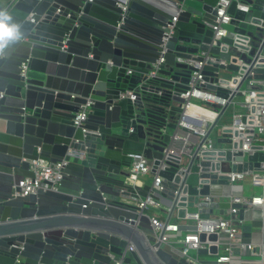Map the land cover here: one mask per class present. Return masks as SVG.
I'll list each match as a JSON object with an SVG mask.
<instances>
[{
	"label": "water",
	"instance_id": "water-1",
	"mask_svg": "<svg viewBox=\"0 0 264 264\" xmlns=\"http://www.w3.org/2000/svg\"><path fill=\"white\" fill-rule=\"evenodd\" d=\"M218 1L13 0L3 10L19 25L21 36L0 49V264H112L109 254L122 256L131 245L125 264H196L181 256L180 247L162 242L163 236L182 233L164 230L158 239L150 215L137 203L153 195L170 209L169 219L175 211L184 218L185 208L193 209L200 196L223 194L226 179L220 185L204 180L201 190L189 184L199 148L185 172L166 156L186 101L182 95L197 71L193 63L204 61V53L232 62L206 64L202 70L204 87L227 100L210 132L233 98L244 96L240 90L246 80L264 79V0H245L250 12L237 9L234 1L230 32L214 42L211 25ZM258 30L256 54L243 57L249 64L245 77L231 81L240 70L232 55L237 47L249 50L234 41L252 42ZM223 70L231 77H224ZM88 102V118L77 126L76 115ZM136 154L153 161L163 190L153 183L127 182ZM236 157L243 160L244 154ZM38 159L67 161L58 190L15 196L21 181L34 176L31 161ZM209 160L200 161L205 172ZM165 163L169 167L161 169ZM210 176L216 178L203 175ZM233 190L242 195L244 186ZM229 205L213 198L210 206ZM220 213L207 210L201 217ZM180 228L197 230L194 225ZM207 239L215 241L218 235L202 233L201 240ZM217 253L216 246L198 250L197 264H217L202 258Z\"/></svg>",
	"mask_w": 264,
	"mask_h": 264
},
{
	"label": "built area",
	"instance_id": "built-area-1",
	"mask_svg": "<svg viewBox=\"0 0 264 264\" xmlns=\"http://www.w3.org/2000/svg\"><path fill=\"white\" fill-rule=\"evenodd\" d=\"M237 2V9L245 12H250L251 5L245 0H219L215 9L217 11L216 23L211 25L214 30V42L221 41L226 37L230 30L228 26L231 24L233 15L230 13L232 3ZM177 18H174L176 21ZM234 45H242L249 50L237 47V52L232 55L236 58L237 65L240 70L233 74L230 80H238L240 82L249 68V64L243 59L241 53L250 54L253 47L251 40L245 43L239 42L238 39L234 41ZM221 46L229 45L222 43ZM205 60L202 62L193 63L197 71H194L191 76L190 90L182 96L186 101L182 104V111L177 120L178 128L171 135V141L166 148L167 158H171L180 164V170L185 172L188 164L194 155V152L199 148V160H204L206 156L210 157V165L208 171H203V166L198 165L199 184L197 189L201 190L204 185V180H207L209 185H220V180L226 179L227 183L221 184L223 187V194L221 195H207L200 196L199 202L194 205V208L186 207L184 218H180L178 211L170 217V209H167L166 216L152 214L151 210H161L164 206L153 195L147 198H142L137 206L151 217V224L157 232V238L160 239L162 231L166 234L182 233L179 241L173 242L172 239L163 236L162 242L167 247H180L181 256L190 262L199 263L201 257H194L190 255L191 251H198L200 249L209 250L212 246L218 247L216 256L217 264H264V242L254 243L245 240L244 227L247 222V214L255 208L262 210L264 214V79L252 78L246 80L240 92L244 93L242 98L235 96L230 104L233 107V122L228 125H223L221 128V138L228 139L226 148L215 147L214 141L211 138V128L217 119L218 113L213 109L206 108L194 101L200 99L209 104H226V99H221L215 93L208 91L204 84V75L202 70L206 64H213L219 62L216 57L210 53H204ZM226 65L232 64L231 61H220ZM158 66L157 64L155 65ZM244 66H247L244 69ZM26 64H23V73L26 70ZM244 70V71H242ZM254 75L253 72H251ZM247 85L246 88L244 86ZM237 84L232 85L233 89ZM133 99L135 97L131 95ZM91 102L83 105L75 118V124L80 126L87 120L91 111ZM194 109V110H192ZM201 110H207L215 114L213 119L203 115ZM231 157H229V154ZM240 153L244 154V159H237ZM248 156V157H247ZM257 157L256 160H250L251 157ZM227 161L231 163L232 170L225 171L223 163ZM67 161L51 163L43 159L31 161V170L34 173L33 177H26L21 181L20 190L16 191L15 196H27L35 194L40 188L58 190L60 181L63 177V167ZM259 164V166H257ZM169 167L167 163L161 167L165 169ZM192 171L190 172V175ZM205 173L216 176V178L203 177ZM152 174L153 185L155 188L163 190L162 177L157 173H153V161L148 159L144 154L133 155V162L129 169L128 183L135 186H144L143 179ZM247 177L251 178L255 186L262 188L261 193L249 197L245 194V186L240 183ZM184 174H182V179ZM143 183V184H142ZM182 182H180V185ZM243 185L244 193L242 195L235 194L234 186ZM177 193V192H176ZM213 198L216 202L229 203V207H211ZM200 202H207L209 206L203 207ZM213 209L221 210L218 215H210V218H202L201 213ZM180 225L197 226L196 231L186 229L181 230ZM186 232V233H185ZM206 233L208 236L217 234L218 239L215 241L207 239L201 240V234ZM176 238V239H177ZM224 247V249H223ZM239 249L240 253L236 254L235 249ZM134 250L131 245L124 250V255H116L110 253L112 264H125V258L129 256L130 251Z\"/></svg>",
	"mask_w": 264,
	"mask_h": 264
},
{
	"label": "rangeland",
	"instance_id": "rangeland-1",
	"mask_svg": "<svg viewBox=\"0 0 264 264\" xmlns=\"http://www.w3.org/2000/svg\"><path fill=\"white\" fill-rule=\"evenodd\" d=\"M13 0H0V11H3V10H6L10 4L12 3ZM253 40L251 42V45L253 47L252 51L250 54H247V53H241V55L246 58H248L249 60L256 54L257 50H258V47L260 45V42H261V31L258 30V32H254L253 34ZM238 54L240 52H237ZM222 75L226 78H230L231 77V72L228 71V70H223L222 71ZM247 85L244 86V88H246ZM239 98H242V97H239ZM195 102L201 104L202 106L206 107V108H209V109H213V110H217V111H220L221 109L217 106H214L212 104H209L208 102H205L203 100H200V99H194ZM207 112V110H205ZM210 119H212L210 117ZM233 122V107L230 106L229 109L227 110L226 114L224 115V117L222 118V120H220V123L218 126H216V128L213 130L212 134H211V138L213 139L214 141V144H215V147L217 148H226L228 147V144L227 143H219L218 140L221 138L222 136V131H221V128L223 125H228V124H231ZM248 157V156H247ZM198 165H194L193 167V172L191 173L190 177H189V184L190 185H193V186H196L199 184V175H198ZM223 169L225 171H230L232 170V166H231V163L230 162H227L225 161L223 163ZM240 183L244 184L245 186V194L249 197H252L254 195H258L261 193V190L262 188L259 187V186H255L251 180V178L247 177L246 179H244L243 181H241ZM160 214V212L162 210H157ZM161 214H163L164 216H166V213H164L163 211L161 212ZM176 239V238H175ZM174 238L172 240H175ZM224 249V247H223ZM190 255L196 257L197 256V252L196 251H191L190 252ZM206 256H202V258H205ZM206 258H213L211 260H214L216 259V256H210V257H206Z\"/></svg>",
	"mask_w": 264,
	"mask_h": 264
},
{
	"label": "crops",
	"instance_id": "crops-1",
	"mask_svg": "<svg viewBox=\"0 0 264 264\" xmlns=\"http://www.w3.org/2000/svg\"><path fill=\"white\" fill-rule=\"evenodd\" d=\"M214 106H217L220 109L222 108L219 104H214ZM214 111L215 112H219L217 110H214ZM208 114L209 115H204V116L209 117V118L211 117L212 119L215 116V114H213L211 112H208ZM222 118H221V120H222ZM153 178H154V176L152 174H150V175L146 176L143 179L144 181H142V182L143 183H153ZM161 210L164 213H167V209L165 207H163ZM161 212L159 214V212L157 210H151L152 214L163 215V214H161ZM246 226H250V228H251L249 231L245 232V237L244 238H245L246 241H251V242H254V243L264 242V214L262 213L261 209L255 208L253 211H251L250 213L247 214ZM180 238L181 237H178L177 239L174 238L175 240H173V242L179 241ZM207 256L208 257H210V256L213 257L214 255L208 254ZM206 257H205V259H208V260L213 259V258H206Z\"/></svg>",
	"mask_w": 264,
	"mask_h": 264
},
{
	"label": "clouds",
	"instance_id": "clouds-1",
	"mask_svg": "<svg viewBox=\"0 0 264 264\" xmlns=\"http://www.w3.org/2000/svg\"><path fill=\"white\" fill-rule=\"evenodd\" d=\"M10 21L11 16L5 11H0V49L21 36L19 25Z\"/></svg>",
	"mask_w": 264,
	"mask_h": 264
},
{
	"label": "trees",
	"instance_id": "trees-1",
	"mask_svg": "<svg viewBox=\"0 0 264 264\" xmlns=\"http://www.w3.org/2000/svg\"><path fill=\"white\" fill-rule=\"evenodd\" d=\"M201 111H202L203 115H209L208 112H210V111L206 112L205 110H201Z\"/></svg>",
	"mask_w": 264,
	"mask_h": 264
},
{
	"label": "bare ground",
	"instance_id": "bare-ground-1",
	"mask_svg": "<svg viewBox=\"0 0 264 264\" xmlns=\"http://www.w3.org/2000/svg\"><path fill=\"white\" fill-rule=\"evenodd\" d=\"M192 110H194V109H192ZM212 113V112H211Z\"/></svg>",
	"mask_w": 264,
	"mask_h": 264
}]
</instances>
